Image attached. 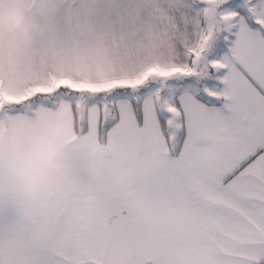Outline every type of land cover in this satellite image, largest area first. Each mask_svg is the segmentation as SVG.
Here are the masks:
<instances>
[{"label": "snow or ice", "instance_id": "snow-or-ice-1", "mask_svg": "<svg viewBox=\"0 0 264 264\" xmlns=\"http://www.w3.org/2000/svg\"><path fill=\"white\" fill-rule=\"evenodd\" d=\"M0 264H264V0H0Z\"/></svg>", "mask_w": 264, "mask_h": 264}]
</instances>
